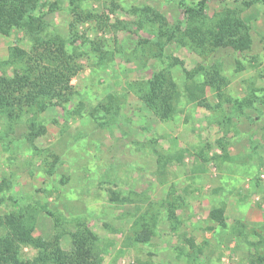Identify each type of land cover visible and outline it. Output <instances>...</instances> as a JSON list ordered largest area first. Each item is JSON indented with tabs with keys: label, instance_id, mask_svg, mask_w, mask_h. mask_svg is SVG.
<instances>
[{
	"label": "rangeland",
	"instance_id": "374dc122",
	"mask_svg": "<svg viewBox=\"0 0 264 264\" xmlns=\"http://www.w3.org/2000/svg\"><path fill=\"white\" fill-rule=\"evenodd\" d=\"M200 1H34L40 35L64 38L81 70L70 100L15 123L0 113V216L32 214L28 233L56 245L22 243L24 260L78 233L102 264H264V0L242 12L245 50L212 34L248 0L186 12ZM35 46L19 27L0 33V76L23 65L7 62L12 48ZM31 120L46 130L34 141Z\"/></svg>",
	"mask_w": 264,
	"mask_h": 264
},
{
	"label": "trees",
	"instance_id": "16d2710c",
	"mask_svg": "<svg viewBox=\"0 0 264 264\" xmlns=\"http://www.w3.org/2000/svg\"><path fill=\"white\" fill-rule=\"evenodd\" d=\"M35 0H0V33L10 34L12 28L19 27L30 34H34L38 42L34 50L21 47L11 49L8 63L23 64L15 69L14 74L0 76V113H6L11 123L17 122L25 107L43 112L50 105L62 104L70 100L69 95L73 92L72 79L81 70V65L75 54L66 48V40L60 36L56 38L41 36L39 32L44 31L42 19L38 18L33 11ZM256 0H248L240 9H225L216 20L218 31L212 34L211 25L203 23L198 29L201 35V44L212 34V44L215 48L221 46H232L238 50H245L250 45L251 34L249 27L242 19V12L248 9ZM261 1V0H257ZM207 0H201L198 7H188L186 12H196L204 17ZM44 21V20H43ZM182 25V24H181ZM179 25L178 29L182 30ZM173 31L172 36H176ZM158 83H156L157 88ZM108 105L105 108L109 107ZM28 139L34 141L36 137L46 132L35 120L28 122ZM3 187L0 188L2 190ZM52 214V213H51ZM210 217L220 225H226L223 208H214ZM6 218V219H3ZM58 219L56 218V222ZM36 218L30 213H16L10 216H0V226L7 234L0 238V264H102L103 258L95 253L89 246L85 237L78 233L72 234L71 249H60L58 253L47 256L40 253L34 261L24 260L21 257L20 246L34 244L46 250L52 248L53 243H47L42 238H35L26 230L35 224ZM9 232V233H8ZM15 238L11 242L8 239ZM137 239L148 241L150 233L147 230L141 232ZM58 242V240H56ZM55 247L56 245L53 244Z\"/></svg>",
	"mask_w": 264,
	"mask_h": 264
}]
</instances>
